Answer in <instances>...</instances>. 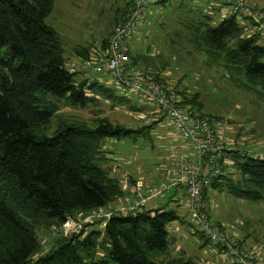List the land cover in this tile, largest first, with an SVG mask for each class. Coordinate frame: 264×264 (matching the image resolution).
<instances>
[{
	"label": "trees",
	"instance_id": "1",
	"mask_svg": "<svg viewBox=\"0 0 264 264\" xmlns=\"http://www.w3.org/2000/svg\"><path fill=\"white\" fill-rule=\"evenodd\" d=\"M53 2L0 0V264H197L183 250L171 254L173 241L167 224L179 216L166 204L153 209L146 204L106 220L96 217L83 225L81 234L61 237L49 248L38 243L33 226L36 218L41 219L37 226L63 225L68 216L84 218L91 210L124 196L121 180L111 175L108 141L136 140L141 135L151 139L154 125L165 121L152 119L151 124L131 128L102 118L93 126L61 122L50 135L35 131L55 115L56 106L47 97L85 107L92 100L85 92L89 90L104 91L118 105L128 101L124 92L115 95L111 88L89 83L88 78L76 83L77 73L67 67L62 37L45 22ZM207 6L226 7L218 0H208ZM226 16L213 24L208 10H199L195 17L183 20L182 33L190 38L193 54L226 72L229 82L264 106V45L257 43L263 37L257 29V33H248L250 17ZM251 25L253 29L257 24ZM128 54L134 66L172 87L184 106L196 109L213 127L195 98L156 71L148 48L133 55L129 46ZM222 160H226L225 164L222 161L224 175L214 177L204 189L206 209H210L208 191L222 190L225 184L228 193L264 204V160L238 151L227 153ZM130 183L133 187L135 180ZM188 212L191 221H182L184 228L189 224L198 227ZM214 243L220 250L221 245Z\"/></svg>",
	"mask_w": 264,
	"mask_h": 264
},
{
	"label": "rangeland",
	"instance_id": "2",
	"mask_svg": "<svg viewBox=\"0 0 264 264\" xmlns=\"http://www.w3.org/2000/svg\"><path fill=\"white\" fill-rule=\"evenodd\" d=\"M246 1L249 11L262 17L260 21L264 23V0ZM128 3L129 0H54L53 10L45 22L62 37L67 67L77 73L76 83L88 78L89 83L98 82L111 88L115 95L121 93L116 78L106 72L95 74L92 68L97 57L105 54L110 35ZM207 3L208 0H168L166 3L150 4L148 22L139 25L136 33L129 39L131 52L135 55L138 50L148 48L153 60L151 63H154L156 71L165 76L173 86L182 88L181 91L189 98L190 96L195 98L201 106L202 113L211 119L210 122L217 135L221 137L220 140L223 138L232 145L245 150L252 149L251 151L264 156V106L254 102L255 98L252 99V95L240 91L236 84L229 82L226 72H219L216 68L206 65L199 53V56L193 54L188 46L191 43L190 38L182 33L183 20L195 17L199 10L204 12L208 10L213 16V24H218L229 14L224 15L221 10L207 6ZM215 5L217 4H213L214 8ZM238 20L241 18L238 17ZM250 20V24L247 23L248 33H257L251 29L254 19ZM257 43L264 45V38H260ZM85 71H88L90 76ZM85 92L92 98L85 107L72 105L66 99L60 101L47 97L46 100L52 101L56 106L55 115L51 122L35 128V131L50 135L61 122L93 126L102 118H107L113 124L131 128L145 123L151 124L153 117H150L149 113L152 108L139 102L129 93H125L128 101L118 105L106 94H102L104 91ZM107 93L110 94V90ZM150 136L151 139L141 135L136 140L108 141L112 153L111 175L121 180V186L124 187L126 194L105 205L104 209H114L127 198L135 197V185L139 182L149 188L168 178V161L171 158L169 156L173 154L176 146L182 147L184 140L168 119L155 124ZM186 147L189 149V145ZM188 153L190 152L185 154ZM165 157L168 161H163ZM133 179L135 184L132 187L130 182ZM226 186L225 184L222 190L212 188L208 195H205L208 197L210 209H190V199L184 193L188 187L183 181L178 188L174 187L167 191V197L158 199L154 196L148 199L146 207L166 204L168 209L177 212L179 218L167 224L169 236L170 238L174 236L175 243H179L194 257L199 259L204 257L208 260L211 258V253L206 255L200 253L199 244H204L206 240L209 241L206 244L209 249L206 251L217 252L218 247L214 240L200 234L194 224H189L190 227L184 234L183 222L188 224L191 221L188 210L194 220L195 217L201 216L207 222L215 224L225 238L232 241L235 247L244 249L251 258L264 259L263 202L236 197L226 191ZM173 193L175 199L169 201L168 195ZM78 216L79 214L68 216L67 226L56 222L52 225L37 226L36 223L41 219L36 218L33 226L40 246L49 248L61 237L70 238L77 232L81 234L83 218ZM79 228L81 229L78 231ZM171 249L173 251L172 245ZM218 253L219 263H225L228 260L226 254L221 251Z\"/></svg>",
	"mask_w": 264,
	"mask_h": 264
},
{
	"label": "built area",
	"instance_id": "3",
	"mask_svg": "<svg viewBox=\"0 0 264 264\" xmlns=\"http://www.w3.org/2000/svg\"><path fill=\"white\" fill-rule=\"evenodd\" d=\"M162 1L132 0L130 2L109 40L105 54L97 57L92 72L95 74L110 73L112 77L116 78V84L124 94L129 93L139 102L152 108L150 117L153 118L151 120H158V118L170 120L180 138L188 142L186 145H189V149L184 150L186 148L184 142L182 147L176 146L174 148L173 154L170 155L171 158L169 157L168 178L165 181L149 188L139 182L135 185V197L127 198L114 209L106 210L104 207H99L91 210L81 220V228L84 224L92 223L96 217L109 219L112 215H124L132 210L140 209L146 205V201L151 197L164 198L167 191L177 187L182 181L188 187L184 193L190 199V209H206L207 204H205L203 196L204 189L210 187L214 177L224 175L225 168L222 161L225 164L226 160L222 159L227 153L238 151L254 159L264 160L263 154L239 148L223 138L220 140L221 137L217 135L213 127L200 116L196 109L184 106L182 99L177 97L171 87L158 83L131 63L128 54L129 39L136 33L139 25L148 22L150 4H157ZM218 2L224 3L230 14L254 19L257 25L254 26L253 30H259L260 35L264 38V23L260 21L262 17H258L249 11L246 0H218ZM85 73L90 76L88 71ZM187 152L190 153L185 154ZM195 223L199 231L204 233L209 240H214L221 245L219 251L226 254L228 258L225 263L221 264H264V259L255 260L244 249L235 247L232 241L220 233L215 224L207 222L201 216L195 217ZM68 224L69 222L66 220L63 225L67 226Z\"/></svg>",
	"mask_w": 264,
	"mask_h": 264
},
{
	"label": "crops",
	"instance_id": "4",
	"mask_svg": "<svg viewBox=\"0 0 264 264\" xmlns=\"http://www.w3.org/2000/svg\"><path fill=\"white\" fill-rule=\"evenodd\" d=\"M227 8L226 7H224L223 9H221V13H223L224 15H226L227 14ZM188 149V147H186L184 150H187ZM156 151H158V150H156ZM168 161V159H167V157H165L164 159H163V161ZM174 195V193L171 195L172 197L171 198H169V201H173L174 199H175V196H173ZM151 207L150 208H157V207H160V205H158V204H156V205H150ZM183 230H184V234L185 233H187V230L184 228V225H183ZM172 234H173V232H172ZM175 239H174V236H172V241H173V244H172V248H173V251H172V249H171V254L172 255H176L177 254V252L179 251V252H181L182 250L185 252V255L186 256H189V257H191V258H193L196 262H197V264H200L199 262H202V263H204V264H209V263H212V264H220L219 263V253H218V251L219 250H217V252L216 251H210V250H208V251H206V249H209V248H207L206 247V245H203V244H199V248H200V253L201 254H204V255H206L207 253H211L212 255H210L211 256V258L208 260V259H205L204 257H202L201 259H199V258H197V257H194V256H192L187 250H185V249H183V247L178 243H175L176 242V240L174 241ZM203 251H204V253H203ZM178 252V253H179Z\"/></svg>",
	"mask_w": 264,
	"mask_h": 264
}]
</instances>
